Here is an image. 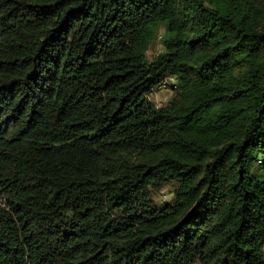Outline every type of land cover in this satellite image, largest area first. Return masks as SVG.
Here are the masks:
<instances>
[{
	"label": "trees",
	"instance_id": "obj_1",
	"mask_svg": "<svg viewBox=\"0 0 264 264\" xmlns=\"http://www.w3.org/2000/svg\"><path fill=\"white\" fill-rule=\"evenodd\" d=\"M263 158L264 0H0V264H264Z\"/></svg>",
	"mask_w": 264,
	"mask_h": 264
},
{
	"label": "rangeland",
	"instance_id": "obj_2",
	"mask_svg": "<svg viewBox=\"0 0 264 264\" xmlns=\"http://www.w3.org/2000/svg\"><path fill=\"white\" fill-rule=\"evenodd\" d=\"M163 34V30H160L158 37ZM157 39L153 42L151 47L149 48L146 57L147 60H151L156 56L160 50H161V45ZM167 83V85H164L162 87H158L157 89L153 90L149 95L148 99L152 101L157 107H161L167 103V101L171 98L172 96V91L169 88V84L173 83V81L166 79L164 84ZM261 156V155H260ZM264 161V158H263ZM252 177H255L259 181L264 182V173L262 169V164L259 163H254L251 172H250ZM171 192H172V187L168 186L163 188L162 190L158 192L153 193V200L157 204H161L163 202L168 201L171 198Z\"/></svg>",
	"mask_w": 264,
	"mask_h": 264
},
{
	"label": "built area",
	"instance_id": "obj_3",
	"mask_svg": "<svg viewBox=\"0 0 264 264\" xmlns=\"http://www.w3.org/2000/svg\"><path fill=\"white\" fill-rule=\"evenodd\" d=\"M172 81V79H169ZM165 82V81H164ZM164 82L160 85V87L164 86V85H167V83L164 84Z\"/></svg>",
	"mask_w": 264,
	"mask_h": 264
}]
</instances>
